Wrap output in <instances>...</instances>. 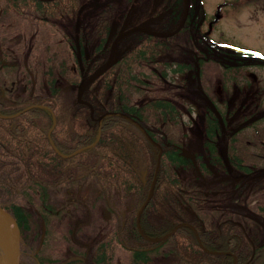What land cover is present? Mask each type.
<instances>
[{
  "label": "trees",
  "instance_id": "obj_1",
  "mask_svg": "<svg viewBox=\"0 0 264 264\" xmlns=\"http://www.w3.org/2000/svg\"><path fill=\"white\" fill-rule=\"evenodd\" d=\"M0 1L4 6L17 7L22 1L25 4L32 1L39 7L40 21L51 26L55 25L54 18L67 10L58 6L64 0ZM141 1L129 0L123 23L108 22L99 26L96 39L90 35L84 38L77 36L70 48L73 55L71 63L61 49L54 47L52 57L49 55L51 48L47 49L49 68L45 72L50 92L45 96L19 91L17 75L21 66L27 63L20 66L10 62V55L3 48L7 39H0V205L16 218L21 237L28 238L34 232L35 219L29 205L34 202L40 204L37 214L41 216L44 230L43 227L38 230L32 247L35 250L37 246L32 255L37 264H115L118 247L130 252L132 264H152L161 256H172L173 264H235L236 258L239 259L238 264H256L264 252V245L259 244L261 242L254 245L252 239L237 236L234 247H229L226 233L228 221L222 219L220 225H216L212 214L202 212L207 202L212 198H221V195L219 189L213 195L203 189L215 175L205 156L192 152L188 144L172 136L180 129L182 117L177 101L159 98L142 106L134 103L135 93H140L141 87L148 84L145 81L147 68L151 71L150 80L154 77L153 80L162 83L169 73H190L195 68L203 71L205 66L214 64L224 68L225 77L232 70L239 76L241 69L251 60L247 59L251 57L249 53L230 56L222 48L211 45L213 42L202 27L203 16L195 11L194 0L190 17L181 32L159 38L138 31L120 40L113 65L83 93L84 100L93 105L94 114L89 105L78 100L79 88L107 64L115 38L127 31L125 26L132 24L129 13L139 10L135 5ZM160 1L153 8H148V19L142 17L138 23L153 31L173 32L180 27L186 4L184 0ZM162 11L163 14L156 15ZM218 13L210 17L212 28L221 19V13ZM184 34L188 41L182 40L181 35ZM185 42L188 50L181 46ZM189 42L192 43L188 45ZM179 55L183 57L182 61H179ZM261 62L262 59L258 60V63ZM195 77L199 88L203 79L196 73ZM68 91L76 92V98ZM226 91L227 87H224V95ZM202 92L206 94L208 91L203 89ZM226 100L225 110L215 102V109L210 107L205 119L204 153L218 168L227 165L219 140L224 135L228 137L227 150L232 156L227 157L231 159L238 154L241 131L249 120L246 116L238 117L235 111L229 109L230 99ZM110 112H122L135 118L164 149L158 182L152 200L141 216L140 228L137 214L152 188L160 151L135 124L122 116L105 118L99 136V119ZM149 122H156L161 127L150 128ZM231 123L232 126L237 123V128L230 129ZM183 148H188L193 156L184 154ZM232 162L240 169L238 159L234 157ZM188 169L196 177L195 181L192 179L185 184L180 172ZM76 189L85 196L90 194L89 198L92 197V190L99 192L98 199L103 205L101 222L106 229L105 232L103 230V240H95V247L91 250L86 244L87 238L80 242L78 236L82 233H77L74 223L68 222L66 217L69 215L61 205L63 199L68 202V207L80 200L90 201L87 196L70 200L71 193H77ZM94 214L93 221L96 219ZM74 216L71 213L70 218ZM62 217V223L55 222ZM179 223H191L198 230L205 248L213 253L201 247L193 228L180 227L167 239L151 240L168 235ZM91 228L93 231L96 229L95 226ZM71 241L82 246L73 249L74 255L70 252L61 261L50 256L56 252L55 247L60 248L63 244L71 251Z\"/></svg>",
  "mask_w": 264,
  "mask_h": 264
},
{
  "label": "rangeland",
  "instance_id": "obj_2",
  "mask_svg": "<svg viewBox=\"0 0 264 264\" xmlns=\"http://www.w3.org/2000/svg\"><path fill=\"white\" fill-rule=\"evenodd\" d=\"M194 1L196 4L195 11L197 15L201 16L202 14L203 16L202 19L204 20L202 23V27L205 31V34H207L209 39L213 42V44L211 45L222 48L225 52L228 53L227 55L230 56L232 54L235 55L240 53H249L251 57H247V59L251 60L248 62L244 69H241L242 73L239 76H236L237 74H235V70H232V72L227 74V76L225 77L224 68H222L221 65L217 66L214 64L205 66V69L203 71H201L200 69H198L197 71L195 68L190 71V73L173 74L168 72L169 75L167 80L162 83L160 81L153 80L154 77H152V80H150L151 76L149 75L151 71L147 68L146 73L148 75L146 76L147 78H145V81L148 84L141 87L142 89L140 93H135L134 103H136L138 106H142V104H145L152 99L159 98H169L177 101L176 103H178L179 109L182 112V117L180 118L182 119V121H180V129L178 130V132L176 131L172 136H174V138L178 137L181 142L188 144V147L190 148V150H192V152L202 153L205 156L206 162L213 163L210 157L208 155H205L203 145L205 138L204 129L206 114L210 107L215 106V102H217V105L220 108L225 110V107L228 104V100L226 99H230L231 106L229 105V109L235 111L237 113V116L240 118L246 116L250 119L246 123V127H243L242 130L250 132L252 130L250 128L253 123L252 119L255 120L256 118H258V121L260 123V125L258 124L257 126H261V128L264 127V111L255 109L259 104L261 107L264 106L262 100L259 97L261 96V93L264 94V65L262 64L263 66H261V64L258 63V60L261 59L262 62H264V0ZM144 2L145 0L141 3L138 2L135 6H138L140 9L129 13V17L132 18V24L125 26L126 30L130 26L133 27L142 25V23L138 22H141V20L143 19L142 17L147 16L144 13V11L146 10ZM160 2V0H158L157 2L147 0V9L149 7L153 8ZM128 3L129 0H95L94 6L90 8L91 11L88 14H90V19H96L97 14H100V18L98 17L99 22L96 21L97 19L95 20V23L87 20L83 25L82 32L81 30L76 31L77 26L74 21L73 23H70L68 28V23L66 24L62 17H58V24L56 28L53 29V26H51V24L41 21V23H38V27L32 29L30 37L27 33L26 37L23 39L24 41H22L21 43L15 38L13 34L16 30L15 28L17 27L16 19L13 18L12 21L10 20L12 24L9 27L4 28L0 25V39H4V37H6L7 39L6 47L3 46V48H6L4 50H6V52H8L10 55L9 61L15 62L18 65H22L23 63H27V65H29V68H26L27 65H23V69L21 66V73L17 75V88L19 89V91H23L28 87L29 91L34 90L35 88L36 93L39 95L45 96L46 94H48L50 92L47 85L48 75L45 72L49 68L47 64L48 62L46 60L48 56V53L46 52L47 49L51 48L49 49V55H51L50 57H52L54 54V47L61 49L63 53H66L68 62L71 63L73 55L70 53V48L74 43L72 41H74L77 36H80V34H82L83 38L90 35L92 38L96 39V33L99 26H105L108 22L114 24L121 22L123 23L126 17L124 13H126V6L128 5ZM218 10H220L221 14L218 13ZM217 13L220 14L221 19L219 23H217V25L213 26L212 28L209 20L210 17H212L213 15L215 16ZM146 19L148 18L146 17ZM96 22L98 23L96 24ZM181 36L183 37L182 40L188 41L186 34ZM9 38L10 40L8 41ZM190 43L192 42H189L187 44L190 45ZM181 46H184L185 49L188 50L186 42ZM216 53L219 54V52ZM178 58H180L179 61H182L183 59V57L181 58L180 55L178 56ZM191 61L193 63L194 60L191 59ZM230 62L232 64L233 56L232 58L230 57ZM195 73L197 74V76H201V78L203 79V82H201L199 88L196 84L197 78L195 77ZM27 78L29 79V82L33 80V84H31V86L28 85ZM224 87H227L225 95L223 94ZM203 89L204 91L206 90L208 92L204 94L202 92ZM70 95L76 98V92H71ZM252 106L255 110H253L252 115H250ZM230 125V129H232L233 127L237 128V123H235L234 126H232L233 123H231ZM148 126L150 128L156 129L161 127L156 122H149ZM247 133H241V142L239 147L241 145H243L244 147L240 149V154L242 157H244V160L246 162L251 163L252 161L250 166H252V168H254V170L256 171L255 177H245L241 175L240 172L233 169L232 166L229 167L225 164L226 167L223 168V166L221 165L222 168L226 170V172L228 171L227 173H229L230 171L232 172L231 175L229 174V178L238 179H234V181H231V184H229L227 189H224L220 187L221 184L219 185L216 182V180L221 176V171L219 169L222 170V168L221 166H219L218 168L213 163L212 168L215 175H212L213 179L212 181L209 180V183H207L208 185L203 186V189H206L208 193L213 195V193L217 189H219L220 195L223 190L228 191V193L231 195V193L235 192L234 186L237 188L239 185H242V189H245L246 192H250L248 190L254 189L256 182L259 181V174L257 173V170L258 168L264 166V160H261L262 158L256 156L259 151H255L252 148L248 149V147H246L247 145L249 146V144L247 143ZM219 141V147L221 149L220 151H225L226 153L223 152V154H226L227 156V149L230 142L228 141V137L224 135L223 138H221ZM230 156H232V154ZM180 175H182V180L185 184L190 182L192 179L193 181H195L196 175L192 172L191 169H188L185 172L181 171ZM217 185L218 187H216ZM209 189L213 191H210ZM242 189L238 188V191L241 192ZM74 195L76 198L78 197L76 194ZM94 195L96 194L92 190V197L90 198V201L85 200L84 202H82V200H80L75 203H71L73 207H68V202H66L65 199L62 198L64 201L61 200L62 208H65V213H68L69 215V217L67 216L66 218L69 223H74V228L76 229L77 233H82L83 227L86 228L90 226L91 230H93L91 228V225L96 227V219H94L93 217L94 221L92 220V214L93 212H95L93 210L94 207H96L97 209L102 211L103 205L102 203H100L99 205L95 204V206H92L94 204V201L92 199ZM212 204L213 203L211 201L207 202L206 207L202 212H206L210 215L212 214L219 223V218H221L220 220L224 219V217H221L220 215H222L224 211L229 210V208L227 207L229 206V204L231 206V203L228 202L227 199H223V201L221 199V201H219L216 206ZM224 204H226L227 206H222ZM249 206L250 208H253L255 207V204L252 203ZM29 208L35 214L33 223L34 232L31 233L28 238H24L23 236L21 237V264H37L34 260V257L32 256L37 250V246L35 247V250L32 247L35 244L34 242H36V233L38 232V230L42 227V229L44 230L43 221L40 219L41 216L40 214H37V209L40 208V204L38 202L31 203L29 205ZM71 213H74L75 215L73 218H70ZM83 214L84 216L82 217ZM249 218L247 219L248 222H252V220H250ZM61 220L63 221V217L62 219H57L55 222L58 221V223H62ZM105 229L106 228L103 223L104 232ZM83 233L85 234L84 237H82ZM83 233L81 234V236L80 234L78 236L80 242L81 239L86 240L87 238V242L91 244L95 240L96 233L93 232V238H90L91 233L87 232V230H84ZM75 240L78 241L77 238H75ZM23 241H25L24 246L22 244ZM77 243L78 242L71 241V243L69 244L72 247L71 251L70 248L64 244L60 248L55 247L54 249H57L56 252H53V255L50 256L61 261V259H63L64 257L67 258L70 252L72 253V255H74L73 251L77 250L74 248L82 247L80 246V243ZM38 244L39 241L36 243V245ZM116 253L117 257L115 264H132L130 252H125L120 249V247H118ZM258 258L259 259H257L256 264L264 263V252L261 257L259 256ZM173 262L174 259L172 258V256L167 258L161 256L160 258L155 259L152 264H173Z\"/></svg>",
  "mask_w": 264,
  "mask_h": 264
},
{
  "label": "flooded vegetation",
  "instance_id": "obj_3",
  "mask_svg": "<svg viewBox=\"0 0 264 264\" xmlns=\"http://www.w3.org/2000/svg\"><path fill=\"white\" fill-rule=\"evenodd\" d=\"M143 1L144 0H142L141 2H143ZM94 2H95V0H74V2H73V0H64V2L62 1V3H59L58 6L59 7L63 6L67 10H64V12H62V14L59 17H62V19H64L66 24L68 23L67 24L68 28H69L70 23H73V21H74L76 23V26H77L76 31L81 30V32H82L83 31V25L87 20L90 22H93V23H95L96 19H97L96 21H99L98 17L100 14H97L96 19H90L89 18L90 14H88V13L91 11L90 8L94 6ZM144 3H145L144 4L145 9H146L144 11V13H145V15H147L148 14V9L146 6L147 1L145 0ZM2 4H3V2L0 1V25L4 28L9 27L12 24L11 23L12 19L13 18L16 19L17 20L16 21L17 27L15 28L16 30L13 34H14L15 38L20 43L22 41H24L23 39L26 37L27 33H28V36L30 37L32 29L38 27V23H41V21H42V20L40 21L41 14L38 10L39 7L36 4H34L32 1L30 2V4H25L22 1V3L19 4L18 7L14 6V5L4 6ZM124 14L126 15V13H124ZM159 14H163V11L158 12L156 15H159ZM53 21L55 22V25H53V27H52L54 29L57 27L58 17H55ZM27 29H28V31H27ZM66 34H67V31H66ZM80 36H82V34H80ZM4 38H6V37H4ZM9 40H10V38L8 39V41ZM78 46H79L80 51H81L82 50L81 43H79ZM260 64H261V66H263L264 62H261ZM22 69H23V66H22ZM27 83L30 86L31 83L33 84V80H31V82L27 81ZM27 91H29L28 87L25 88L23 91H20V92L22 94H24ZM35 92H36L35 88H34V90H30V93H32V94H34ZM259 97L262 100V103L264 104V94L261 93V96H259ZM78 100H79V98H78ZM255 109H259L260 111H264V106L261 107L259 104L256 106ZM255 109L252 106V110H251L250 115H252L253 110H255ZM180 121H182V119H180ZM180 121H179V124H180ZM252 122H253L252 126L250 127L252 129L251 130L252 132L242 130L241 133L246 134L248 132L247 133L248 134L247 135V139H248L247 143L249 144V146L247 145L246 147H248V149L252 148L255 151H259V153H257L256 156H259L260 158H262L261 160H264V127L261 128V126H257L258 124L260 125L258 118H256L255 120L252 119ZM171 124H172V126H174V123H171ZM204 140H205V138H204ZM242 147H244V146L241 145L239 148H237L238 154L235 155L234 157H235V159H238L241 162V167H243L245 170L242 169L241 167H240V169H238L236 166L234 167L235 163L232 162V158H234V157L229 159V157L225 156L224 161L227 162V165L229 167L232 166L233 169L240 172L241 175H243L245 177H247V176H254L255 177L256 171L254 170V168H252V166H250L252 161H251V163L246 162L244 160V157H242L240 154L241 153L240 149ZM223 152L226 153L225 151H223ZM228 155L230 156L229 152H228ZM206 163L208 164V166L209 165L212 166V164H213L211 162H206ZM238 165H240V164H238ZM223 168H222V170L219 169L221 171L220 172L221 176L217 181L219 182V184H221L222 188L227 189L229 184H231V181H234V179L235 180H238V179L229 178V174L231 175L232 172L230 171L229 173H227L228 171L226 172V170H224ZM257 171H258L257 173L259 174V175L257 174L259 177V181H258L259 183L256 182L254 189L248 190L250 192H246L245 189H242V185H239L237 188L234 186L235 192L231 193V195L228 193V191L223 190V192L221 191L222 192L221 198H218V199L212 198L211 199L212 203L215 206L218 204L219 201H221V199H222V201H223V199H225V200L227 199V201L231 203V206L229 204V206L227 207V208H229V210L224 211L222 213V215H220L221 217H224L226 222L228 221V223L226 224V226H227L226 233H227V236L229 237V243H230L229 247H231V248L234 247V244H235L234 239H235V237L238 238L237 236H240V239H243L244 236H245V238L252 239L254 241L253 242L254 245L257 242H261L259 244L264 245V241H263V239H264V166H262L261 168H258ZM238 188H241L242 191L239 192ZM76 191H77L76 195L78 197L82 198L85 196L84 193H81L80 191H78V189H76ZM95 194L96 195H94L92 199H93L95 204L99 205L101 203V200L98 199L99 198V192H96ZM73 195H74V193H71L70 200L76 199V197ZM86 196L88 199L90 197V194L86 195ZM252 203L255 204V207L250 208L249 205ZM222 206L226 207L227 205L224 204ZM93 211H95V215H96V217H95L96 218V227H95L96 229L94 230L95 232L90 229V226L84 228V230H87V232L91 233L90 238H93L94 233H96L95 240H99V239L103 238V222H101V211L99 209H97L96 207H94ZM213 211H214V209H213ZM249 217H251V218H249ZM248 218L250 220H252V222H248V220H247ZM220 219L221 218L218 219L219 223L216 220L217 225H220ZM91 227H93V226H91ZM84 230L82 231V233L84 232ZM84 235L85 234L83 233L82 236L84 237ZM95 240L91 244L86 243L87 245H89L88 247L90 250H91V248L95 247V243H94ZM236 261H237V258H236ZM236 261H235V263H236ZM238 262H239V259H238ZM238 262H237V264H238Z\"/></svg>",
  "mask_w": 264,
  "mask_h": 264
},
{
  "label": "water",
  "instance_id": "obj_4",
  "mask_svg": "<svg viewBox=\"0 0 264 264\" xmlns=\"http://www.w3.org/2000/svg\"><path fill=\"white\" fill-rule=\"evenodd\" d=\"M185 4H186V9L184 11V17H183V20L182 22L180 23V27L173 31V32H170V33H167V32H155V31H152L151 28H147L145 26H142V25H138V26H135V27H132L131 29L127 30L126 32H123V33H120L119 35H117L116 37V40L115 42L113 43L112 45V48H111V53L109 55V58H108V62L107 64L102 68L100 69L99 71H97V74L93 75L91 78H89L85 83L84 85H82L80 88H79V91H78V98H79V101L81 103H85L86 105H89L91 107V110H92V114H94V107L93 105H91V103L87 102L84 100V92L85 90L87 89V87L92 84L93 82H95L100 76H102L103 74H105L108 69L113 65L114 61V56L116 54V48H117V44L119 43L120 40H122V38H124L125 36H128V34H131V33H136V32H143V33H146V34H152L153 36L155 37H170L176 33H179L181 31V29L185 26V23L187 22L188 18H189V13H190V9H191V0H184ZM110 115H113V116H119V117H124L125 119H127L128 121H130L131 123L135 124L141 131L142 133H144L146 135V137L148 138V140L150 141V143L152 144H156L159 148V158H158V162L156 164V171H155V179L152 183V188L149 192V195L147 197V200L146 202L143 204V206L140 208V210L138 211V214H137V220H138V226L140 228L141 226V216L142 214L144 213V211L146 210L148 204L150 203V201L152 200V194L155 190V186H156V183L158 181V173L161 169V161H162V157H163V146L161 144H159L152 136L151 134L148 133V131L146 130L145 126L140 124L135 118H133L132 116H129L128 114H125V113H120V112H110V113H106L104 115H102L99 119V126H100V130H99V136L101 134V131H102V122L105 118L109 117ZM184 151V154H188V155H191L193 156V153H191L188 149H183ZM5 215H9L13 221H14V224L15 226L17 227V240L16 242L13 244V248L11 249V247H9V240H8V237H7V226H6V222H5ZM180 227H188V228H193L194 231L196 232V235H197V238L199 239V242L201 244V247H203L207 252H210V253H213L211 252L209 249L205 248L204 244L202 243V238H200L199 236V233H198V230L190 223V224H187V223H179V225H177L176 227H174V230L171 231L168 235L162 237V238H159V239H151L152 241H159V240H164V239H167L169 238V236L175 234L177 231L180 230ZM21 230H20V226H18V223L16 221V219L14 218L13 215H11L9 212H7L1 205H0V251L2 252V254L4 255V257L6 258V261H7V264H21ZM238 262V259L236 261L235 264H237Z\"/></svg>",
  "mask_w": 264,
  "mask_h": 264
},
{
  "label": "bare ground",
  "instance_id": "obj_5",
  "mask_svg": "<svg viewBox=\"0 0 264 264\" xmlns=\"http://www.w3.org/2000/svg\"><path fill=\"white\" fill-rule=\"evenodd\" d=\"M5 222L7 226V237L9 240V247H11L12 249L13 244L16 242L18 238L17 227L15 226L13 219L9 215H5ZM0 264H7L6 258L4 257L1 251H0Z\"/></svg>",
  "mask_w": 264,
  "mask_h": 264
}]
</instances>
